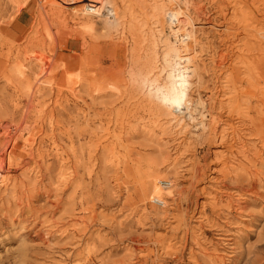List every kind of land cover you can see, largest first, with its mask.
<instances>
[{
	"label": "rangeland",
	"instance_id": "rangeland-1",
	"mask_svg": "<svg viewBox=\"0 0 264 264\" xmlns=\"http://www.w3.org/2000/svg\"><path fill=\"white\" fill-rule=\"evenodd\" d=\"M67 4L0 0V264H264V0Z\"/></svg>",
	"mask_w": 264,
	"mask_h": 264
},
{
	"label": "bare ground",
	"instance_id": "bare-ground-1",
	"mask_svg": "<svg viewBox=\"0 0 264 264\" xmlns=\"http://www.w3.org/2000/svg\"><path fill=\"white\" fill-rule=\"evenodd\" d=\"M47 1H50V0H47ZM103 1L104 0H81L80 1V3L79 4H77L76 3V1L75 0H64V2L65 3H68L70 6H72L75 10H77L78 9V7L77 6H79L80 4H81V2L82 3H84V6H83V8H81V9H79V12L80 13H82V14H84V15H88V14H94V15H100L101 13H102V4H103ZM67 4V5H68ZM74 5H76V6H74ZM91 16V15H90ZM92 18V17H91ZM190 35L188 34V33H186L185 34V38L187 39V37H189ZM185 41H187V40H185ZM40 57V56H39ZM40 59V58H39ZM38 59V60H39ZM192 73H193V71H192ZM191 76V75H190ZM73 79V76L72 75H69L68 77H67V85H69V87L73 84L72 83V80ZM189 78H186V80H188ZM187 85V84H186ZM187 86H189V84L187 85ZM17 129L15 128V131H14V133L12 132V134H11V132L8 130H5L4 132H3V137H5L6 138V141L7 142H15V140H16V136H17V131H16ZM6 143V142H5ZM15 144V143H14ZM13 144V145H14ZM9 157V156H8Z\"/></svg>",
	"mask_w": 264,
	"mask_h": 264
}]
</instances>
